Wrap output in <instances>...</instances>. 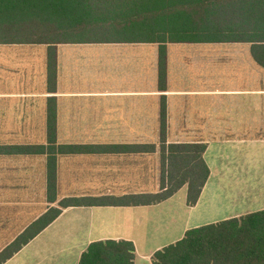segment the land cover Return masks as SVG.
Returning a JSON list of instances; mask_svg holds the SVG:
<instances>
[{"label": "crops", "instance_id": "crops-1", "mask_svg": "<svg viewBox=\"0 0 264 264\" xmlns=\"http://www.w3.org/2000/svg\"><path fill=\"white\" fill-rule=\"evenodd\" d=\"M47 49L0 42V228L25 224L8 242L65 196L156 191L158 150L133 147L158 146L161 94L166 141L205 142L209 174L192 205L184 183L153 203L61 207L2 264H77L89 242L106 238L131 240L133 264H152V253L186 229L264 208V66L249 42H168L163 90L156 43L58 42L53 90ZM48 97L56 108L54 146L125 148L56 153L53 201L46 200L45 154L22 150L48 142ZM30 211L37 214L29 221Z\"/></svg>", "mask_w": 264, "mask_h": 264}, {"label": "trees", "instance_id": "trees-1", "mask_svg": "<svg viewBox=\"0 0 264 264\" xmlns=\"http://www.w3.org/2000/svg\"><path fill=\"white\" fill-rule=\"evenodd\" d=\"M246 41L264 66V0H0V42L46 43L47 87L55 88L58 42H151L157 45L158 87L166 81L168 42ZM56 108L48 97L46 143L23 152L46 156V200L55 199L56 153L121 151L122 145L54 146ZM159 141L135 144L140 152L158 150L159 187L153 192L65 196L47 205L27 227L0 249V264L18 251L69 205L138 204L161 201L187 184L186 203L196 202L208 177L205 142L166 141V100L160 96ZM16 149V148H15ZM20 152V147L17 148ZM128 239L94 240L77 264H133ZM152 264H264V208L186 229L174 242L156 249Z\"/></svg>", "mask_w": 264, "mask_h": 264}, {"label": "rangeland", "instance_id": "rangeland-1", "mask_svg": "<svg viewBox=\"0 0 264 264\" xmlns=\"http://www.w3.org/2000/svg\"><path fill=\"white\" fill-rule=\"evenodd\" d=\"M35 211H30L27 217H29V221L37 214ZM28 221V222H29ZM27 223V222H26ZM18 224V223H17ZM6 225L4 228H0V249L12 238L16 235L24 226V222L21 225Z\"/></svg>", "mask_w": 264, "mask_h": 264}]
</instances>
